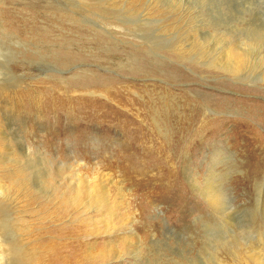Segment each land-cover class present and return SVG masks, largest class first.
<instances>
[{"label": "rangeland", "instance_id": "374dc122", "mask_svg": "<svg viewBox=\"0 0 264 264\" xmlns=\"http://www.w3.org/2000/svg\"><path fill=\"white\" fill-rule=\"evenodd\" d=\"M0 52L17 264H264V0H0Z\"/></svg>", "mask_w": 264, "mask_h": 264}, {"label": "bare ground", "instance_id": "6f19581e", "mask_svg": "<svg viewBox=\"0 0 264 264\" xmlns=\"http://www.w3.org/2000/svg\"><path fill=\"white\" fill-rule=\"evenodd\" d=\"M9 43L14 46L19 45L18 41L15 38H12ZM2 135L3 132L0 128V136ZM9 151L12 152V156L16 155L13 148H9ZM5 153L6 146H3V148L0 149V189H2L4 192V195L0 197V244L3 245L4 249V264H17L16 256L19 254L24 256L26 253V251L20 248H25L28 246V244H30V239L26 237L28 236L26 235L28 233L25 234L29 227L25 228L20 223V228H18L19 220L17 219L18 213L16 209L19 200L20 189L21 187L25 188L29 185V179L28 181H21L18 173L15 172V170L10 166H8V163L10 162L12 163V165L18 163L15 158L7 159L6 162L2 161L4 159ZM16 170H18V168ZM213 202L214 201H212V203ZM36 242L37 241H35V243ZM17 246L19 248H17ZM28 252H31V250H27V253ZM9 257H11L10 261Z\"/></svg>", "mask_w": 264, "mask_h": 264}, {"label": "clouds", "instance_id": "9594fccd", "mask_svg": "<svg viewBox=\"0 0 264 264\" xmlns=\"http://www.w3.org/2000/svg\"><path fill=\"white\" fill-rule=\"evenodd\" d=\"M4 58V54L2 52H0V59ZM4 195V192L2 189H0V197H2ZM3 245L0 244V264H4V259H3Z\"/></svg>", "mask_w": 264, "mask_h": 264}]
</instances>
